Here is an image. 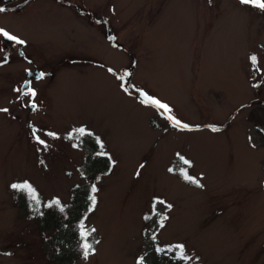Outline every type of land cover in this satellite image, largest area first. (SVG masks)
<instances>
[{"label": "rangeland", "instance_id": "rangeland-1", "mask_svg": "<svg viewBox=\"0 0 264 264\" xmlns=\"http://www.w3.org/2000/svg\"><path fill=\"white\" fill-rule=\"evenodd\" d=\"M0 7V28L25 41L0 38V264H264V11L240 0ZM30 70L50 74L31 82L35 97L23 95ZM140 90L191 130L172 127ZM25 182L42 205L96 197L83 223L96 230L95 254L54 259L45 237L67 243L76 208L64 228L44 230L19 205L27 191L11 187ZM177 244L191 260L167 251Z\"/></svg>", "mask_w": 264, "mask_h": 264}, {"label": "snow or ice", "instance_id": "snow-or-ice-1", "mask_svg": "<svg viewBox=\"0 0 264 264\" xmlns=\"http://www.w3.org/2000/svg\"><path fill=\"white\" fill-rule=\"evenodd\" d=\"M240 3L243 4V5H251V6H254L262 11H264V0H240ZM8 9L4 8V7H0V13H3L5 11H7ZM0 38H3L4 40H7L9 42H11L13 45H24L25 44V41L20 39L19 37L13 35V34H10L6 29H3V28H0ZM110 39H112L110 37ZM0 52H6V49L0 47ZM21 55H23V53H21ZM9 59V56L8 55H5L3 58H2V61L4 63H6ZM250 61L254 67V69L256 70H259L257 65H258V61H257V57L255 55H252L250 57ZM109 72H112L113 70L112 69H108ZM45 75V73H39L37 75V79H40V78H43V76ZM125 75H128L127 73H125ZM119 79H121V81L124 80V77L123 76H120L118 77ZM122 87H124V84L122 83L121 85ZM17 91H20L19 89ZM140 96L142 97V100L141 102L142 103H145L147 105H150L154 108H156L158 111H160V114L163 116L164 119L168 120L169 123L171 124L172 127L174 128H179V129H186V130H191L190 126L188 124H184L182 123L180 120L176 119L171 113H172V109L165 103L161 102L160 100L154 98V97H151L149 96L147 93H144L142 90H140L139 92ZM23 95H26V96H29V97H35L36 93H35V90L32 89V88H28L27 91H25L23 93ZM31 107L33 109L36 108V104L33 102L31 104ZM0 111H7V109H0ZM213 131H216L217 129L213 128L212 129ZM74 132L78 135H84L85 134V129L84 128H80V129H76L74 130ZM48 135L50 136H55L56 134L55 133H48ZM33 136L36 137L37 141L41 144L44 143L43 140H40L38 136H36V130L33 129ZM97 142L100 143L99 141V138H97ZM180 160L183 162V164L185 165H190L191 162L186 160L185 158L183 157H180ZM143 167V165H141V168ZM173 169L172 168H169V172H172ZM179 172H180V175L182 176V178L190 183V184H193L194 186L198 187V188H203L204 185L201 184L199 182V180H197L196 178L190 176L187 172V170L185 168H180L179 169ZM137 175H139V170L137 171ZM11 187L13 189H17V190H23V191H27L28 193L32 194V198L33 199H36L35 195H34V189H32L31 185H29L28 183H22V184H12ZM91 191L93 193H95L97 191V188L95 187V185L92 186V189ZM90 201H91V205H90V208H89V211H91L92 209H94L95 205H96V197L93 195V196H90L89 197ZM155 201H154V212H155ZM158 203L160 204H165L164 201H158ZM52 205H55V206H60V201L57 199V200H54L52 201V203L48 206H52ZM167 208H171L172 205H166ZM63 210V208L61 207V211ZM145 219H149L148 216L145 217ZM167 219L166 216L164 217H161L160 218V227H163L164 224H163V220ZM96 230L94 228H91V229H88L84 226L83 224V221H81L80 223V226H79V237H80V244H79V247L82 251V255H83V258L86 260L90 255L92 254H95V247L94 245L99 243V241H96V240H89V237L91 236V234L93 232H95ZM151 239L153 241L156 240V236L153 235L151 237ZM156 251L157 252H164L165 249H162L160 247H157L156 248ZM167 251H175L177 252V256L175 257L176 259H179V260H182V261H189L192 259V257L188 256L186 253H185V246L182 245V244H177V245H174V246H169ZM198 260V257L196 258ZM143 262V257L139 258L138 259V264H142Z\"/></svg>", "mask_w": 264, "mask_h": 264}, {"label": "trees", "instance_id": "trees-1", "mask_svg": "<svg viewBox=\"0 0 264 264\" xmlns=\"http://www.w3.org/2000/svg\"><path fill=\"white\" fill-rule=\"evenodd\" d=\"M181 176V175H180ZM182 178V176H181ZM183 182H185L188 185H191L190 183L186 182L183 178H182ZM84 188L86 190H89L91 187L86 185L84 186ZM26 195L28 196V198H25L24 200L22 199L19 202V205L25 210L27 211H32V213L36 214V215H40L42 218H40V222L42 223V225L44 226V230H52V232L54 233L55 231L58 232L61 228L63 227V224L65 223L67 225V223L69 222H64L63 218L64 216H66L67 214H69V209L72 206L73 208H76L74 213H71V217H73V226H68L65 227V229L63 230V233L65 235H68V242L67 243H61L60 240L61 238H55L54 235L51 236V238L45 237L46 240H49V248L48 250L51 251V253L53 254L54 259H61V261L64 260H69V259H75V258H79L82 257V251L79 247L80 244V237H79V226L81 221H83L84 223V218L85 216L90 212L89 208L91 205V201L89 199V194L86 197V199L83 201V205L77 201H73L71 202L70 206H68V208H63V206L60 204V206H48L52 203V201H47L45 202L44 205L41 204L40 199H37L36 194L35 197L36 199L32 198V194L26 192ZM21 198H19L20 200ZM35 201V202H33ZM41 206H44V210L38 211L40 209ZM61 207L63 208V210L61 211ZM25 210V211H26ZM69 225V224H68ZM88 229H91L90 227H86ZM92 236V234H91ZM91 236L89 237V239L91 238ZM66 256V257H65ZM170 257V254L168 255ZM174 256H171V258H173ZM64 259V260H63Z\"/></svg>", "mask_w": 264, "mask_h": 264}, {"label": "water", "instance_id": "water-1", "mask_svg": "<svg viewBox=\"0 0 264 264\" xmlns=\"http://www.w3.org/2000/svg\"><path fill=\"white\" fill-rule=\"evenodd\" d=\"M39 73H41L39 70H32L26 74V81L23 86V91H27V89L30 87L31 79H37V75Z\"/></svg>", "mask_w": 264, "mask_h": 264}]
</instances>
